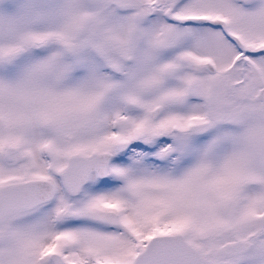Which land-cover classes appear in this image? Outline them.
Instances as JSON below:
<instances>
[{
	"label": "snow or ice",
	"instance_id": "1",
	"mask_svg": "<svg viewBox=\"0 0 264 264\" xmlns=\"http://www.w3.org/2000/svg\"><path fill=\"white\" fill-rule=\"evenodd\" d=\"M0 264H264V0H0Z\"/></svg>",
	"mask_w": 264,
	"mask_h": 264
}]
</instances>
